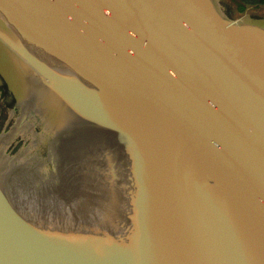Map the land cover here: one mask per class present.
Returning a JSON list of instances; mask_svg holds the SVG:
<instances>
[{
    "label": "water",
    "instance_id": "1",
    "mask_svg": "<svg viewBox=\"0 0 264 264\" xmlns=\"http://www.w3.org/2000/svg\"><path fill=\"white\" fill-rule=\"evenodd\" d=\"M0 74V264H264V16L0 0Z\"/></svg>",
    "mask_w": 264,
    "mask_h": 264
},
{
    "label": "flooded vegetation",
    "instance_id": "2",
    "mask_svg": "<svg viewBox=\"0 0 264 264\" xmlns=\"http://www.w3.org/2000/svg\"><path fill=\"white\" fill-rule=\"evenodd\" d=\"M19 106L17 98L11 93L5 78L0 74V117L6 118L4 124H6L12 109H15L16 112L20 111Z\"/></svg>",
    "mask_w": 264,
    "mask_h": 264
},
{
    "label": "rangeland",
    "instance_id": "3",
    "mask_svg": "<svg viewBox=\"0 0 264 264\" xmlns=\"http://www.w3.org/2000/svg\"><path fill=\"white\" fill-rule=\"evenodd\" d=\"M225 3L228 4L229 6V10L232 14H234L236 12V5H234L232 3V0H224ZM247 12L250 11L251 13L253 14H257V15H260V16H264V5L262 4H255L253 3L252 5H250L247 10ZM245 11V12H246ZM244 12V13H245ZM239 14H242L240 12H236L235 15H239Z\"/></svg>",
    "mask_w": 264,
    "mask_h": 264
},
{
    "label": "trees",
    "instance_id": "4",
    "mask_svg": "<svg viewBox=\"0 0 264 264\" xmlns=\"http://www.w3.org/2000/svg\"><path fill=\"white\" fill-rule=\"evenodd\" d=\"M232 3L236 5V12L244 13L253 3L264 5V0H232Z\"/></svg>",
    "mask_w": 264,
    "mask_h": 264
}]
</instances>
